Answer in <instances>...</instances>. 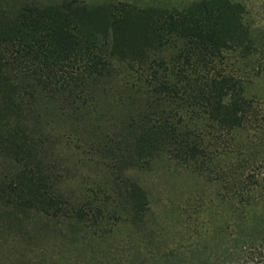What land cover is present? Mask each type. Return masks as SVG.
<instances>
[{
    "label": "trees",
    "instance_id": "trees-1",
    "mask_svg": "<svg viewBox=\"0 0 264 264\" xmlns=\"http://www.w3.org/2000/svg\"><path fill=\"white\" fill-rule=\"evenodd\" d=\"M6 1L0 157L15 171L0 180V213L21 225L17 234L30 242L63 240L79 253L125 227L143 235L150 199L129 168L151 166L164 150L184 163L203 161L204 139L190 131L209 124L210 180L230 205L210 217L223 221L210 224V264H264V101L248 97L242 78L264 49L258 53L246 5L20 0L8 11ZM105 107L118 115L114 132L100 125ZM227 137L240 152L227 151ZM83 163L97 177L69 178ZM154 251L145 257L147 249L135 250L133 261L121 262L192 259ZM23 252L32 264L61 263L43 248Z\"/></svg>",
    "mask_w": 264,
    "mask_h": 264
},
{
    "label": "rangeland",
    "instance_id": "rangeland-1",
    "mask_svg": "<svg viewBox=\"0 0 264 264\" xmlns=\"http://www.w3.org/2000/svg\"><path fill=\"white\" fill-rule=\"evenodd\" d=\"M20 0H7L4 7L13 11ZM35 1L39 4H49L60 0H22L21 2ZM88 4H102L108 0H80ZM116 2H130L140 6L159 4L162 0H113ZM173 4L181 2H192L194 0H170ZM246 5V21L251 26L255 35L257 50L264 49V0H238ZM160 6V5H155ZM249 70L242 74L243 82L248 97L264 101V55L257 56L249 65ZM238 71L239 68H238ZM181 105V103H180ZM179 105V106H180ZM177 109L176 104L171 105ZM112 116L118 117L116 113L105 107L100 110V125L103 130L112 131L114 125ZM116 124V123H114ZM193 124V123H192ZM188 129H194L189 124ZM204 139L206 157L199 163H184L176 154L161 151L153 160L152 165L147 167L140 164L130 167V175L140 182L147 191L151 204V214L148 219L147 229L143 235L138 236L136 231L130 228H122L116 236L106 241L104 245L91 244L84 252H72L71 247L66 248L63 240L52 241L38 239L30 242L29 239L20 237L19 223L8 221L4 213H0V264H32L27 261L23 254L24 249L34 250L43 248L47 251L48 258L51 254L61 256L60 264H123V259L133 261L135 250H145L154 253L160 248V254L180 255L192 257L184 260L181 264H210V224L222 223L221 217H216L212 222L214 214H222L228 210L230 205L224 206L223 188L210 180V125L199 132H192ZM116 133V132H115ZM227 151L235 141L231 137L225 138ZM88 146L85 147L87 152ZM230 150V149H229ZM221 152V150H219ZM54 161L66 165L67 159L63 156H54ZM66 161V162H65ZM15 167L0 157V180L14 173ZM98 170L89 169L83 163L79 168H73L69 178L74 179L78 174L86 177L96 178ZM63 173V172H62ZM1 208V206H0ZM260 209L263 208L261 205ZM1 211V210H0ZM221 216V215H219ZM211 217V218H210ZM21 226V225H20ZM147 232V233H146ZM17 245H21L20 248ZM54 245L56 247H54ZM102 246V247H99ZM186 255V256H185ZM58 258H60L58 256ZM139 264L141 260H136Z\"/></svg>",
    "mask_w": 264,
    "mask_h": 264
}]
</instances>
